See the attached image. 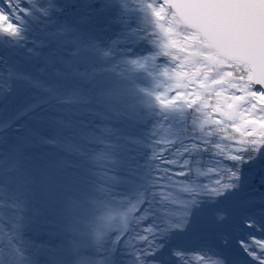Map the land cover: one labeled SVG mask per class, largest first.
I'll return each mask as SVG.
<instances>
[{
    "label": "rangeland",
    "instance_id": "obj_1",
    "mask_svg": "<svg viewBox=\"0 0 264 264\" xmlns=\"http://www.w3.org/2000/svg\"><path fill=\"white\" fill-rule=\"evenodd\" d=\"M73 1L75 0H63L69 12L65 15L57 6V1L50 0L54 7L45 15L37 9L46 7L49 0H33L32 5L22 0V6L29 9V15L22 17L19 37L12 39L0 36V136L4 131L10 130L8 132L10 140L7 138L0 142V224L4 225V231L0 232V242L13 240L24 256V259L19 260V264H28L27 258L31 253L26 247V241L56 248L64 227V209L68 198L89 192L85 188L81 191L76 188L78 180L81 181L80 178L78 180L70 176L60 178L58 173L41 159L32 162L19 156L20 153L16 150L22 140L12 133L15 131L20 133L17 126L25 117L17 121L19 117L46 107L44 113L37 117L38 120L46 122L47 118L54 126L59 127L64 123L61 114L66 111L70 112V116L73 113L79 114L78 124H69L70 131L71 128H80L79 133L91 136L100 144L101 132H106L107 140L134 141V131L129 124L139 121L137 123L143 127L146 134L141 144L144 149L154 147L158 140L170 145L177 136L179 138L175 141L177 143L175 148L189 146V151H182L178 158L180 164H183L184 160L189 163L191 153L195 150L191 145H196L198 140L196 138L188 140L189 137L179 136L181 125L185 123L180 109L187 107L178 105L162 109L154 99L172 83L171 73L164 72V69L174 67L170 57L167 59L156 57L154 62L150 59L155 53L175 52V49L169 46L170 40L165 34L169 27L168 23L161 22V26L157 27L147 9L141 10L140 3L128 0L129 7L140 15L126 31L135 35L133 29L136 25L139 26L137 30H143L142 32L136 30L139 47L137 45L130 47L128 42L119 40L122 25H118L116 19L114 22L116 16L111 8L102 13V17H97L99 12L89 7L88 0ZM144 2L153 3L154 0ZM0 7L8 10L3 0H0ZM82 18H85L83 22ZM69 29L72 31L69 32ZM70 38L88 45V50L85 51L89 55L88 61L83 64L74 61L76 47L69 43ZM96 48L102 52H109V56L103 57ZM151 52L154 54L149 55ZM193 59L194 62L187 65L185 71L197 72V81L204 80V74H208L202 100L198 102L199 106L203 107V101L207 100L210 105L218 103L223 108L232 102L233 95H243V92L237 91L241 86L240 81L225 78L222 83H213V80L224 75L225 69L220 64L212 65L210 71L208 66H201L202 60ZM131 61L138 62V66L133 67L129 63ZM101 69L113 70L104 71L91 79L87 75H81ZM244 107H247L246 103L239 105V108ZM164 111L168 112L167 120L162 119ZM201 111L208 113L205 109ZM54 112L57 117L52 116ZM122 119L124 123L119 129L115 122L118 123ZM107 120H112L116 126L107 124ZM203 124L212 126L207 117ZM125 127L129 128L123 132ZM40 140L52 142L54 134L48 132ZM262 151L264 152V148ZM117 153L113 150V159ZM215 158L209 155L206 160V170L202 178L208 183L215 178V170L233 169L232 161L224 162L219 161L220 158ZM262 161L263 166L260 161L253 168L260 170L261 174L254 170L252 172L251 169L247 172L245 168L243 169V174L247 173V176L254 177L252 180L255 179L256 183L247 180L241 185L239 190H246L236 200L234 207L239 214L235 218V215L230 217L229 230L224 232L226 237H216L213 230H211L213 233H206L207 235L205 232H196L193 238L183 233H174L173 236L179 242L176 248L178 253L186 258L194 255L208 256L212 260H225V264H252L240 249L238 242L247 241L250 236L264 240V212L258 210L264 206V159ZM209 169L213 171L209 172ZM236 169L239 171V168ZM151 170L152 168L150 172ZM7 171L14 174V178L9 176V179ZM147 186H150V176ZM206 195L210 197V200H207L210 203L218 200L210 193ZM108 209V207L100 209L98 221L100 224L109 222V218L113 216L114 209L111 211ZM112 219V223L119 222L117 217ZM205 219L208 222L207 227H217L218 230L215 231H221L220 224L218 226L213 224L215 220L213 215ZM247 222H252L259 230L246 228ZM12 223L21 225L20 239H16L11 231ZM165 240H168V237ZM122 249L119 248L115 256V264H138L136 249L128 248L129 254L124 253ZM176 251L175 243L168 244L159 255L148 258L146 264H182L180 258L175 255ZM10 254L11 250L5 248L3 253L5 264H8ZM34 259L36 264H56L57 256L55 253L44 251L37 254ZM191 264L196 262L192 261Z\"/></svg>",
    "mask_w": 264,
    "mask_h": 264
},
{
    "label": "snow or ice",
    "instance_id": "obj_2",
    "mask_svg": "<svg viewBox=\"0 0 264 264\" xmlns=\"http://www.w3.org/2000/svg\"><path fill=\"white\" fill-rule=\"evenodd\" d=\"M3 2L8 10L0 7V36L16 39L20 34L22 17L29 15V9L22 6V0ZM24 2L32 5L33 0ZM133 2L140 3L141 10L147 9L157 27L161 26V22L169 25L165 34L169 37V46L175 52L170 54L164 51L150 57L153 62L156 57H170L174 64V67L164 69L165 74L171 73L172 83L162 94L154 97L160 108L170 109L183 105L189 109L186 117L193 119L208 79V74L205 73L204 80L197 81V72L185 71L186 66L194 62L193 58L202 60L201 66H208L210 71L211 66L217 63L225 69L223 77L213 80V83H222L225 78L240 81L241 86L237 91L243 92V95H233L232 102L226 107L203 101V107L210 109L207 118L212 125V130L204 133L203 144L205 149H217L225 159L247 162L253 154L264 148V57L259 55L260 48L264 46V0ZM88 5L101 14L109 8L113 9L116 22L125 29L139 19L129 7L128 0H88ZM53 7L49 0L46 7L37 10L46 15ZM84 19L82 18V22ZM135 31L133 29V33ZM214 37L221 38L219 46H238V52L244 58L221 55L218 45L213 41ZM69 43L76 47L74 55L88 50V45L82 44L78 39L70 38ZM96 51L101 52L103 57L109 56V52H102L99 48ZM177 61L179 62L176 63ZM129 63L133 67L138 66L136 61ZM112 70L101 69L81 75H87L91 79L104 71ZM241 103H246L247 107L239 108ZM162 114V119L167 120L168 112L164 111ZM213 135L230 142L229 145L222 146L208 139ZM191 148L195 149V144ZM182 151H189V146L175 148L163 141L155 142L150 158L154 162L153 191L147 201L154 215L151 226L145 227L142 223L148 218V208L138 214L145 203L143 198L129 203L119 217V222L111 223L112 218H109V222L100 224V209L110 205L112 190L107 187L96 188L68 198L64 209V227L56 248L26 241V247L31 253L27 258L28 264H36L34 257L44 251L56 254V264H115L114 257L118 248L136 249L138 264H146L148 258L162 247L158 241L164 234L171 229L184 227L189 215L187 209L196 203L197 196L206 192L216 197L223 196L236 187L239 179L235 170L217 169L215 178L210 183L200 188L190 187L186 181L193 179L194 170L188 167L187 160L183 164L179 163ZM212 171L209 169V172ZM195 173L197 176L204 175L199 169H195ZM176 220L178 222H174ZM245 227L259 230L252 222H247ZM10 228L16 239H20L21 225L12 223ZM3 231L4 225L0 224V232ZM238 243L252 264H264V240L250 236L247 241L241 240ZM5 248L12 253L8 256V264H19V260L24 259L21 250L12 239H8L0 242V264H5ZM175 255L182 264H191L192 261L196 264H225V260H212L208 256L194 255L186 258L180 253Z\"/></svg>",
    "mask_w": 264,
    "mask_h": 264
},
{
    "label": "trees",
    "instance_id": "obj_3",
    "mask_svg": "<svg viewBox=\"0 0 264 264\" xmlns=\"http://www.w3.org/2000/svg\"><path fill=\"white\" fill-rule=\"evenodd\" d=\"M56 1L58 3L57 6L61 8L65 15L69 13L66 10L63 0ZM112 11L114 10L112 9ZM134 14L136 17L140 15L139 13ZM97 17H102L101 13H98ZM115 19L116 17L114 18V22ZM117 24L119 25V23ZM138 28L139 26L136 25L135 29L137 30ZM22 29L24 30V28ZM120 30V41L122 39L125 42H128L130 47L135 45L139 47L137 40L138 32H142L143 30H137L138 32L135 31V35L127 33L123 25ZM161 58L163 57H160V59ZM45 109L46 107H43L37 112L26 116L24 120H22L17 126V129L20 130V133L16 131L15 133L12 132L13 136L17 135V137L22 140V142L18 144L19 146H17L16 150L17 152L19 151V156L22 159H30L32 162L36 161L37 159H41L43 163L50 165L49 168L58 173L60 178H65L67 176H70L71 178L76 177V180L80 178L81 181L79 182L78 180V186L76 187L80 191L82 188L87 189L89 192L100 187L110 188L112 190V196L110 197V205L107 207L110 211L114 209L113 218H119L126 210L127 205L131 203L134 198H143L145 203L142 205L141 213L138 214H142L143 209L148 208V218L142 223L145 227L151 226L153 224L154 215L152 209L149 208L147 201L150 198L151 192L153 191L152 184L155 175L153 171L154 162L150 159L153 154V147L144 149L141 146L146 134L144 133L143 127L137 123L139 121H134L132 124H129L134 131V141L131 142L127 141L126 139H122V143L121 141L117 142L114 139L107 140L108 138H105L107 136L106 132H101L99 133V136H101L102 140L100 144L96 142L91 136L79 133L78 129L80 128H71L70 131L69 124L77 125L80 118L78 116L79 114L73 113L71 114L72 117L70 116L69 111L61 114V117L64 119V123L58 127V125L54 126L53 123L47 118H45L46 122L38 120V118L44 113ZM202 109H205L207 112L210 110L209 108H203L198 105L196 112L193 114V119L186 117L188 108H182V110L180 109L181 116L185 118V123L181 125L182 128H180L179 136L186 138L189 137L188 140H194V138L198 139L196 140L195 150L193 153H191L188 163V167L194 170L192 173L193 179L191 181H186L190 187L195 188H200L202 185L208 184V182L205 181L202 176L196 175L195 169H199L200 173H204L206 170V160H208L207 158L209 155L216 157L215 159L220 158L218 159L219 161H228V159H225L224 155H222L214 147L211 149H205L203 144L204 133L211 131L212 126H206L203 124V121L207 117V113L202 112ZM53 115L57 117L55 112L52 114V116ZM119 122L120 124H118ZM119 122H115V124L119 129H121L124 119L119 120ZM106 123L111 126H116L112 120H107ZM128 128L129 127H125L123 132L128 130ZM9 131L10 130H7L0 136V142L7 140V138L8 141L10 140L8 136L10 135L8 134ZM48 132H52L54 134V141H41L40 139L45 137V134ZM178 138L179 137L177 136V139ZM208 139L222 146H228L230 143L223 140L218 135H213ZM176 140H174L173 143H170V145L176 147ZM113 150L118 152L115 159L112 158ZM262 159H264V152L261 149L259 152L253 154L252 158L247 159V162H236L229 160L233 162L232 170H235L239 176V179L236 181V189H234L235 187L232 188V191H227L223 196L217 197L218 200L212 201L211 203L207 201L210 200V197L206 195L208 194L207 192L204 195L197 196L196 203L187 209L189 212L187 223L182 229H171L166 234H164L158 241L162 247L155 255H159L161 250L166 245H171L172 243H175L176 251L179 242L177 238L173 236L174 233H183L192 238V236H195L196 232H205V235H207L206 233L209 232H215L216 237L225 238L226 234L224 232L229 230L230 217L238 215V210L234 206L236 205L235 203L237 198L243 195L242 193H244L239 190L241 185L247 180L250 183H256L255 179L252 180L254 177L247 176V173L245 175L243 174V169L245 168L246 172L250 171L251 169L253 172V168H255L256 164L258 165L260 161L261 166H263ZM151 168L152 170L150 172ZM236 168H239V171ZM254 171H256L258 174H261L260 170ZM6 174L8 177L13 176L14 178V174H9V171ZM148 176H150L149 187L147 186ZM111 178L115 179L113 180ZM125 196H127V198H124ZM214 197L216 198V196ZM117 206H120V208ZM210 215H213V218L215 219L213 221L215 226H218L219 224V226H222L221 231H215L216 229L218 230L217 227H207L206 224H208V222L205 218L210 217ZM112 221L113 219H111V223ZM177 230L179 231L177 232ZM211 230H213V232H211ZM167 237L168 240H165ZM128 250V248L122 249L124 253L129 254L130 251L128 252ZM176 253H178V251H176Z\"/></svg>",
    "mask_w": 264,
    "mask_h": 264
},
{
    "label": "water",
    "instance_id": "obj_4",
    "mask_svg": "<svg viewBox=\"0 0 264 264\" xmlns=\"http://www.w3.org/2000/svg\"><path fill=\"white\" fill-rule=\"evenodd\" d=\"M220 39L221 38H219V37H214L213 41H214V43H216L218 45V51L220 52L221 55H227L230 57H236V58H241V59L244 58L243 56H240V54L238 52V46L234 45L232 47H227V48L219 46ZM75 53H76V51H75ZM245 55H246V53H245ZM259 55L264 57V46H262L260 48ZM74 59L76 62L83 64L89 59V55L85 51H82V52L78 53L77 55H74Z\"/></svg>",
    "mask_w": 264,
    "mask_h": 264
}]
</instances>
